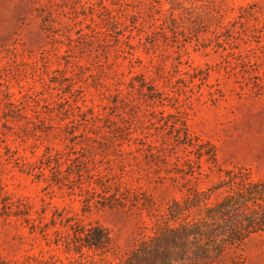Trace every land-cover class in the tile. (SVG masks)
<instances>
[{"label": "rangeland", "instance_id": "rangeland-1", "mask_svg": "<svg viewBox=\"0 0 264 264\" xmlns=\"http://www.w3.org/2000/svg\"><path fill=\"white\" fill-rule=\"evenodd\" d=\"M239 192L264 214V0H0L2 260L122 264ZM252 228L197 264H264Z\"/></svg>", "mask_w": 264, "mask_h": 264}, {"label": "trees", "instance_id": "trees-1", "mask_svg": "<svg viewBox=\"0 0 264 264\" xmlns=\"http://www.w3.org/2000/svg\"><path fill=\"white\" fill-rule=\"evenodd\" d=\"M242 191V190H241ZM243 193L233 194L228 196L223 202L216 206L210 207L206 219L195 223H188L182 228L167 229L158 234L154 239L146 242L139 250L135 251L122 264H175L180 261H185L183 257L186 252L190 251L195 255V262L211 258L212 252L217 255L222 254L228 245H237L238 242L244 239L252 232L253 226L261 225L264 222V212L262 216L253 214L247 217V210L251 207L249 203L243 201ZM246 202V203H245ZM242 204L246 215L233 222L234 209ZM241 205V206H242ZM255 209V208H254ZM253 209V210H254ZM172 215L177 214V210L171 208ZM230 218L225 224L224 230L220 232L222 227L218 221ZM248 220L249 223L245 224ZM72 242L76 243V247L80 244L106 250L109 249L113 242V238L107 228L96 225L88 229L76 231ZM65 237V236H62ZM68 237V236H67ZM66 237V238H67ZM69 239V238H68ZM68 246H71V241L64 240ZM79 244V245H78ZM215 246V247H214ZM215 250V251H214ZM27 263H19L18 261H5L0 258V264H62L59 258L51 255L44 256H28Z\"/></svg>", "mask_w": 264, "mask_h": 264}]
</instances>
